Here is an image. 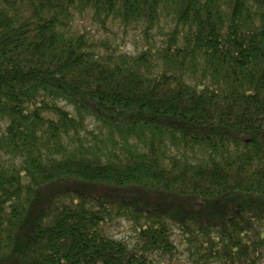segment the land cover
Instances as JSON below:
<instances>
[{"label": "trees", "instance_id": "1", "mask_svg": "<svg viewBox=\"0 0 264 264\" xmlns=\"http://www.w3.org/2000/svg\"><path fill=\"white\" fill-rule=\"evenodd\" d=\"M182 256L264 264V0H0V264Z\"/></svg>", "mask_w": 264, "mask_h": 264}, {"label": "rangeland", "instance_id": "2", "mask_svg": "<svg viewBox=\"0 0 264 264\" xmlns=\"http://www.w3.org/2000/svg\"><path fill=\"white\" fill-rule=\"evenodd\" d=\"M140 37L133 32L129 34H120L118 36V42L121 43L122 48L127 53H135L142 45V40ZM89 131L97 134L99 132L96 125L91 124L89 126ZM109 234L118 240H125L129 244L133 245V239L135 238V232L125 221H121L116 226L109 230ZM179 264H192L191 259L185 256L180 258Z\"/></svg>", "mask_w": 264, "mask_h": 264}]
</instances>
